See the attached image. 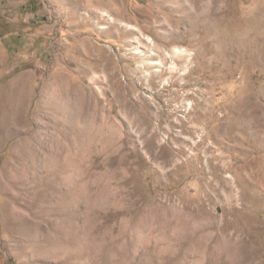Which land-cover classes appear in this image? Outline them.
Instances as JSON below:
<instances>
[{
    "label": "rangeland",
    "instance_id": "1",
    "mask_svg": "<svg viewBox=\"0 0 264 264\" xmlns=\"http://www.w3.org/2000/svg\"><path fill=\"white\" fill-rule=\"evenodd\" d=\"M261 171L264 0H0V264H264Z\"/></svg>",
    "mask_w": 264,
    "mask_h": 264
},
{
    "label": "bare ground",
    "instance_id": "2",
    "mask_svg": "<svg viewBox=\"0 0 264 264\" xmlns=\"http://www.w3.org/2000/svg\"><path fill=\"white\" fill-rule=\"evenodd\" d=\"M116 19L117 18H114V20L116 21ZM178 52V51H177ZM217 166H220L219 164H216L215 165V168L217 167ZM221 168H222V166H220ZM250 168H252V169H254V167L253 166H250ZM262 172V171H261ZM254 173V171H252V174ZM262 174V176L264 177V173L262 172L261 173ZM261 176V177H262ZM258 178V177H257ZM225 183H226V185H228V187H229V190H230V193H231V197H232V201H235L236 199H235V193H234V191H235V188H234V186L232 185V180H225Z\"/></svg>",
    "mask_w": 264,
    "mask_h": 264
}]
</instances>
